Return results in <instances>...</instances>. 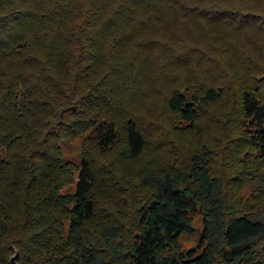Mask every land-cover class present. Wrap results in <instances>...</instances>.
<instances>
[{"label":"trees","instance_id":"16d2710c","mask_svg":"<svg viewBox=\"0 0 264 264\" xmlns=\"http://www.w3.org/2000/svg\"><path fill=\"white\" fill-rule=\"evenodd\" d=\"M246 1L0 0V264L13 246L21 264H264L259 198L238 203L208 144L171 156L172 132L200 135L202 110L230 84L181 76L177 57L191 61L198 48L158 29L189 19L239 32L261 23ZM263 76L234 106L249 127L237 143L262 165ZM88 132L80 167L64 165L60 142ZM114 150L141 164L119 172L107 163ZM196 213L201 254L175 252Z\"/></svg>","mask_w":264,"mask_h":264},{"label":"rangeland","instance_id":"374dc122","mask_svg":"<svg viewBox=\"0 0 264 264\" xmlns=\"http://www.w3.org/2000/svg\"><path fill=\"white\" fill-rule=\"evenodd\" d=\"M225 1L233 2V0ZM246 3L248 7L251 5L254 10L259 12L256 16L259 18L258 23H261L249 25L248 22H244V26L239 32L221 34L222 27L220 25L209 23L199 25L190 22L189 19L185 20L176 32H171L164 24H160L158 29L161 31L159 36L167 38L177 46L189 41L191 47L198 48V51L194 49L189 63L184 56L186 51H182V55L177 57L185 59L179 66L181 76L186 73V78L192 80L191 82L199 77L198 79L204 80L206 83L223 84L226 87L228 83L230 84L229 89L226 90L227 93H224L219 101L207 105L202 110L201 118L204 126L200 135L189 130L181 131L178 134L172 132L169 137L173 140L170 142L171 156L179 161L183 156L188 157L193 152L199 151L202 145L208 144L214 149L213 153H217V155L212 154L217 174L224 178L228 187L238 185L236 192L238 203L241 205L246 201L251 203L255 198H259L261 204L255 208L264 213V195L253 196L259 193L258 190L264 188L263 178L259 176L264 173V165L262 162H258L257 156L250 154L252 150H248L245 146H239L236 139L244 133L243 125L244 129L249 128L246 126L247 122H240L234 115V106H237L236 98L247 80L264 75V0H247ZM252 60H254V65H251L253 64ZM258 77L257 81L262 86L261 95L264 97V76L261 80H258ZM174 118L170 116L164 122L170 125ZM185 125L183 124L184 127ZM163 130L167 131L168 128H163ZM89 137L90 133L88 132L74 139H63L60 142L61 161L64 165L73 163L76 167H80L83 149ZM121 151L124 152L122 149ZM185 153L186 155H184ZM230 160L232 163L228 166L226 163ZM110 161L117 166L116 169L119 172L138 168L141 164L137 161L129 162L127 156L119 150L112 151V154L107 158V163L110 164ZM245 168L252 170L251 174L237 183V179L232 177L237 176L238 172L244 171ZM259 168L262 169L259 170ZM74 174L75 178H78V169L74 171ZM117 179V177L114 178V180ZM74 189L75 184H72L64 189L63 193L74 191ZM191 225L193 232L181 235L174 251L187 253L194 250V257L200 255L205 246L201 244L204 231L203 215L201 213L194 214ZM16 251L20 252L17 247L13 246L9 254V264L10 258L15 255Z\"/></svg>","mask_w":264,"mask_h":264},{"label":"water","instance_id":"95a60500","mask_svg":"<svg viewBox=\"0 0 264 264\" xmlns=\"http://www.w3.org/2000/svg\"><path fill=\"white\" fill-rule=\"evenodd\" d=\"M20 259V253L16 251L15 255L10 258V264H21L19 262Z\"/></svg>","mask_w":264,"mask_h":264}]
</instances>
